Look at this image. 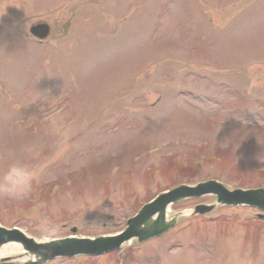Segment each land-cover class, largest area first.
<instances>
[{
	"label": "rangeland",
	"instance_id": "374dc122",
	"mask_svg": "<svg viewBox=\"0 0 264 264\" xmlns=\"http://www.w3.org/2000/svg\"><path fill=\"white\" fill-rule=\"evenodd\" d=\"M206 179L264 187V0H0V225L111 235ZM201 202L170 206L186 216L117 255L46 264H264L257 210L191 217ZM21 255L5 244L0 264Z\"/></svg>",
	"mask_w": 264,
	"mask_h": 264
},
{
	"label": "water",
	"instance_id": "95a60500",
	"mask_svg": "<svg viewBox=\"0 0 264 264\" xmlns=\"http://www.w3.org/2000/svg\"><path fill=\"white\" fill-rule=\"evenodd\" d=\"M47 27L44 25L32 26L30 32L33 35L42 37L46 33ZM205 193L216 195L217 203L229 205L248 204L264 211V190L229 191L216 182H206L198 184L195 187L185 185L178 186L173 190L161 194L153 202L145 205L138 214L129 219L127 227L122 234L113 238H97L94 241L64 239L44 244H37L32 239L25 237L17 230H6L0 227V245L8 241H18L25 250L35 253L38 261L33 264H39L41 261L53 258L56 255L72 256L76 253H98L113 250L130 237H137L138 241L148 239L158 235L174 223V218L170 222L164 221V208L170 202H175L185 197L199 196ZM213 208V206H197L194 213H204ZM156 214V218L152 216Z\"/></svg>",
	"mask_w": 264,
	"mask_h": 264
},
{
	"label": "bare ground",
	"instance_id": "6f19581e",
	"mask_svg": "<svg viewBox=\"0 0 264 264\" xmlns=\"http://www.w3.org/2000/svg\"><path fill=\"white\" fill-rule=\"evenodd\" d=\"M3 251H5V250L3 249Z\"/></svg>",
	"mask_w": 264,
	"mask_h": 264
}]
</instances>
